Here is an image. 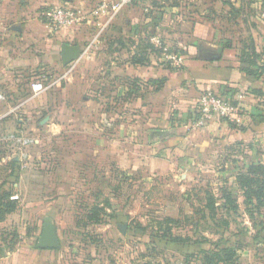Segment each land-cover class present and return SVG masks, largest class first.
<instances>
[{
  "label": "crops",
  "instance_id": "0c3cea01",
  "mask_svg": "<svg viewBox=\"0 0 264 264\" xmlns=\"http://www.w3.org/2000/svg\"><path fill=\"white\" fill-rule=\"evenodd\" d=\"M101 1L116 0H0V164L12 160L11 144L2 140L3 135L41 132L48 140L37 139L38 144L30 149L42 150L37 154L30 150L28 162L18 160L19 169L34 160L39 162L50 181H59L51 186L60 190V202L67 199L69 203L61 210L63 224L86 228L113 222L108 212L115 210V185L110 184L117 165L131 171L144 164L150 173L161 175L174 169L188 171L192 165L198 172L212 173L219 160L217 169L225 174L222 181L228 186L249 163H264V126L258 124L259 117H264V73L248 74L254 66L241 62L239 56L248 44L261 51L256 64L264 62V19L257 10L255 16L252 12L256 2L221 1L220 10L215 12L218 0H183L193 5L192 11L183 15L181 5L174 4L178 0L163 4L130 0L98 21L86 20L71 30L51 27L47 14L52 6L86 12ZM231 5L239 13L235 20L228 15ZM152 33L183 39L168 48L172 56H181L180 64L175 65L161 52L156 59L152 52H141V44ZM231 36L235 40L243 36L247 44L240 47V40L228 44L223 39ZM149 41L154 44L151 38ZM63 43L78 45L81 51L65 65L60 52ZM143 56L146 61H138ZM34 81L45 88L33 91L30 85ZM206 88L232 98L243 114V123L236 125L216 117L199 122L196 103ZM261 147L262 153L257 154ZM132 148L138 149V162L131 155ZM23 171L13 182L15 186L25 174L35 172ZM119 172L123 179L131 176ZM30 177L33 175H28L29 182ZM73 180L83 181L87 189H79ZM81 190L86 195L83 205L75 196ZM10 191L12 199L19 196L16 189ZM233 192L243 206L241 192L236 187ZM45 203L37 206L29 200L22 204L23 211L43 210L44 217L53 220L60 240V218L51 214L60 206L54 200ZM93 206L105 212L97 223L86 220ZM34 222L32 226H37L40 234L43 221L38 224L35 218ZM119 226L124 232L126 225ZM152 241L158 242L156 238ZM161 241L167 243L163 248L179 255L196 256L200 249H206L196 248L197 240L188 244ZM62 255L34 246L27 254H13V260L17 261L14 264H57L62 258V263H67Z\"/></svg>",
  "mask_w": 264,
  "mask_h": 264
},
{
  "label": "rangeland",
  "instance_id": "374dc122",
  "mask_svg": "<svg viewBox=\"0 0 264 264\" xmlns=\"http://www.w3.org/2000/svg\"><path fill=\"white\" fill-rule=\"evenodd\" d=\"M151 1L163 4L173 0ZM218 1L215 12L220 10L221 1L232 4L231 0ZM255 2L256 7L252 8L254 16L257 15L255 13V10H257L261 14L260 19H264V12H262L264 10V0H249V4ZM178 3L181 5L179 11L181 10L183 15L193 9V5L185 4L183 0H178ZM183 7L185 9H182ZM229 14L232 19L231 16L236 13L232 11ZM235 38V36H231L223 39H226L228 44L229 42L237 44V41L240 40V47L247 44L245 37L238 36L237 40ZM226 46L229 47V45ZM258 53L261 57V51ZM153 55V58L161 57V53L158 52H152ZM154 61L156 62V60ZM156 63H158V60ZM47 91L53 92L52 88ZM27 134L42 141L43 139L48 140L39 131ZM262 149V147L256 149L257 154H261ZM41 150L42 148L39 147L31 149L35 154ZM137 150V148H132L131 155L138 162L141 158ZM221 162L217 160V164L215 163L216 171L212 173L198 172L196 166L190 165L188 171L187 169H174L173 172L162 175L156 172L150 173L144 164H140L139 167L131 171H123L117 165L116 177L110 184L114 183L115 185V196L112 197L115 210L108 212L113 216L112 218L109 217L113 222L109 226L89 225L86 228L82 225L72 226L73 224L71 223L63 224L64 213L61 210L64 209V205L69 203L67 199L62 203L60 202L58 195L60 190L56 186H51L59 181H50L49 176L44 173L45 171L40 170L41 165H38L40 164L39 162L34 160L31 164L29 163L30 165L28 164V167L26 166L29 170L35 172L31 173L33 177H30V182L28 175L31 176V174H25L20 179L18 186L14 185L16 182L15 178L19 172H24L23 170L27 168L15 169V173H13L14 170L12 172L5 166L6 163L0 164V190H11L13 188L19 193V196L14 199L17 205L16 210L4 214L3 220H0V264H14L13 254H17V252L27 254L36 245L40 235L37 232V226H32V222L36 218L38 224L42 223L46 213L43 210L34 213L23 211L26 208L22 204L30 200L39 206L44 205L48 199L54 200V202L57 201V205L60 206L57 213L51 212V214L60 218L57 228L61 243L55 249V252L61 255L64 254L62 256L68 261L67 263H62V258H59L57 264H187L185 263V259L188 256L185 255L186 253L182 252L179 255L169 248H163L167 243L157 237L155 238L158 242L154 244L146 243L147 235H161L165 231L164 229L170 227V224L165 221L166 218L178 221L176 225L171 227V233L180 235L183 238L189 237L191 242L197 240L198 243H195L196 248L205 247L212 251L215 244H218L216 247H221V245L233 247L236 251L235 259L229 264H264V207L258 209V212L253 210L251 216L249 212L246 213L244 211L243 206H240L237 213L232 212L228 217L225 211L218 209L214 218L208 216V211L206 210L205 217L201 218V213L204 212L199 209H204L203 205H205L207 198L206 191L214 195L217 205L219 204L217 197L219 196V188L223 185L222 177L225 176L217 169V167L221 166ZM119 171L128 173L131 176H126L123 179ZM179 174H184L185 176H179ZM186 175L189 177H186ZM111 176L112 174L110 173ZM71 183L79 187V189L81 187L86 188L82 184L84 183L83 181L73 180ZM95 187L93 188L95 189ZM77 193L79 194L75 196L80 198L83 205L86 195L83 190ZM9 198L12 199L11 197ZM96 198L100 197L97 196ZM80 213L82 212L78 214ZM71 216L72 213L70 214ZM67 218L65 216L66 220ZM225 218L227 219V226L219 225L221 219ZM71 220L72 218L69 221L72 222ZM121 223L126 225L124 232L120 229L119 225ZM65 255L67 256L65 257ZM60 260L61 262L59 263ZM202 260L200 258L194 259L189 264H203Z\"/></svg>",
  "mask_w": 264,
  "mask_h": 264
},
{
  "label": "trees",
  "instance_id": "16d2710c",
  "mask_svg": "<svg viewBox=\"0 0 264 264\" xmlns=\"http://www.w3.org/2000/svg\"><path fill=\"white\" fill-rule=\"evenodd\" d=\"M174 4L177 6L178 2L174 1ZM235 12L236 14L231 16L233 20L238 18V10L231 5L230 9L228 10V15L230 17L229 12ZM235 24V23H234ZM155 33H152L154 35ZM149 38H151V35L147 38L146 42H143L141 44V47L139 48L141 52L146 53V55H149L150 52L153 53H160L161 50L158 49L154 44L150 43ZM163 44L171 49L178 45V43H181L183 41L182 38H179L177 41L173 40L172 37H161ZM177 43V44H176ZM249 43V42H248ZM248 45V44H247ZM243 47L240 51V59L243 63H249L254 66V69L248 70V74L258 76L261 73H264V63L262 65H257L256 60L259 57V53L255 50V48L248 46ZM247 49V50H246ZM145 55V56H146ZM143 57H140L138 61H143L146 59ZM215 92V91H214ZM219 94V93H217ZM222 95V94H219ZM232 99V98H231ZM234 103L235 101L232 100ZM199 118V115H198ZM258 124L261 126H264V117H259ZM37 145V144H35ZM18 160H10L6 163V167L10 169L11 171L14 170L13 173H15V169L19 170V164ZM18 176V174H17ZM16 176V178H17ZM15 178V179H16ZM241 192V196L243 198L242 204L244 206V211L246 213L249 212L250 216L252 215V211L256 210L258 212V209L261 207H264V163L262 162H251L247 165L245 170L238 171L234 179L232 180V185H222L219 188V196L217 197L219 204L217 205V200L214 198V195L208 193L206 191V202L205 205H203L204 209H199L200 211H203L204 213H201V218L205 217L206 210L208 211V216L211 218H214L217 214V210L220 209L222 211H225L227 213V217L230 213H234L239 210V202H238V195L233 192L235 190V187ZM10 190H0V220H3L4 214L11 213L16 210V200L10 199ZM106 202V201H105ZM198 210V211H199ZM102 209H99L97 206H93L91 208V211H89L86 215V220L92 221L94 223H97L102 219L105 215V212ZM225 216V217H226ZM227 219H221L219 222V225L227 226ZM166 223L170 224V227L167 229H164L165 231L161 235H154L150 234L147 235V241L146 243H152L153 238L157 237L159 240H166L168 242L172 243H189L191 242V239L189 237H181L180 235H174L171 233V227L173 225H176L178 223L177 220L166 218ZM218 244H215V247L211 251L210 249H200L195 256L194 254H185L188 255L185 259V263L189 264L194 259H203V264H229L232 260L235 259L236 251L233 247L227 245H221V247H216ZM55 250V249H50ZM200 256V257H199Z\"/></svg>",
  "mask_w": 264,
  "mask_h": 264
},
{
  "label": "built area",
  "instance_id": "2783aa9c",
  "mask_svg": "<svg viewBox=\"0 0 264 264\" xmlns=\"http://www.w3.org/2000/svg\"><path fill=\"white\" fill-rule=\"evenodd\" d=\"M130 0H116L114 2L101 1L89 11H79L67 6L56 5L48 10V19L51 27L55 30L70 29L71 27L82 24L86 20H95L101 16L109 14L110 16L117 11L123 4H127ZM154 45L165 54V58L171 59L175 65L182 61L181 56H172L168 53L167 46L163 44L160 36L154 34L151 37ZM33 91H41L45 87L40 81H34L30 85ZM3 99L0 92V100ZM196 111L199 115V122L210 120L212 118H221L236 125L243 123V114L239 107L230 97H225L214 92L210 88L203 89L197 99ZM2 140L10 143L12 151V159L27 161L31 156V147L38 144V140L32 136L22 135L21 133H7L2 136Z\"/></svg>",
  "mask_w": 264,
  "mask_h": 264
},
{
  "label": "water",
  "instance_id": "95a60500",
  "mask_svg": "<svg viewBox=\"0 0 264 264\" xmlns=\"http://www.w3.org/2000/svg\"><path fill=\"white\" fill-rule=\"evenodd\" d=\"M221 50V48L217 49L219 53ZM60 52L62 63L65 65L76 59L81 51L78 45L63 43L61 45ZM35 246L40 249H56L60 246V240L56 232V227L53 220L49 216H45L43 219L42 230Z\"/></svg>",
  "mask_w": 264,
  "mask_h": 264
}]
</instances>
